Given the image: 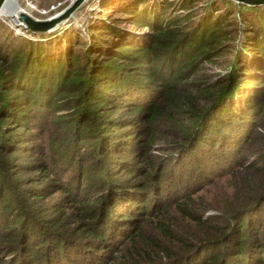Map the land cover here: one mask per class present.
<instances>
[{"label":"trees","instance_id":"16d2710c","mask_svg":"<svg viewBox=\"0 0 264 264\" xmlns=\"http://www.w3.org/2000/svg\"><path fill=\"white\" fill-rule=\"evenodd\" d=\"M195 1L124 13L134 33L92 23L56 54L0 41V264H102L149 217L184 244L131 264H264V148L245 156L264 141V23L211 82L200 66L222 65L223 25L190 23ZM170 207L195 239L169 225Z\"/></svg>","mask_w":264,"mask_h":264},{"label":"rangeland","instance_id":"374dc122","mask_svg":"<svg viewBox=\"0 0 264 264\" xmlns=\"http://www.w3.org/2000/svg\"><path fill=\"white\" fill-rule=\"evenodd\" d=\"M72 0H16L13 4L6 7V14L0 15V41L4 42L7 49L11 47L14 50L21 48L26 45V42H41L45 44V48L48 51H56L55 45L59 39H64L60 42L62 46H66L67 42H70V46L75 48L78 42V37L85 39V31L92 23L110 22L115 24L117 27L126 26L124 29L130 33H134L133 26L122 23V20L126 17L124 13L130 11H137L141 16L146 14L142 11L143 6L148 3L150 8H160L162 2L165 4L171 3L168 7L167 12L172 14V10L177 8L179 0H83L68 16L56 20L50 27H46L45 30L31 29L26 20L20 18V14L26 15L27 20H32L35 24L46 23L51 17L57 16L66 6L70 4ZM18 2V3H17ZM240 4V5H238ZM242 4V5H241ZM254 6V7H252ZM151 8V9H152ZM252 8V9H251ZM22 9V10H21ZM192 17L190 23H197V21L208 20L215 22H222L223 31L220 36V48L219 55L214 61L221 62L222 65H214L213 63H202L200 71L204 72L209 80L212 82L214 79L223 77V74L227 72V62L235 60V52L241 46L242 37L244 35L253 36L252 33L255 29L260 27L259 20H263L264 23V5H250L235 0H196L189 8ZM20 11H23L20 13ZM167 13V14H168ZM119 19V20H118ZM218 20V21H217ZM128 21V20H126ZM56 25V26H54ZM138 30H136V33ZM142 33V29L140 30ZM60 45V46H61ZM73 48V49H74ZM248 49H245V58L249 59ZM9 50V49H8ZM56 54V52H55ZM32 73L27 72V76H37V72L40 68L38 64L31 65ZM252 74V73H251ZM254 85V84H253ZM247 91V90H246ZM245 90H242V94ZM246 96V92H245ZM246 98H240V94L234 96L231 100L232 103L236 104L244 101ZM257 132L264 133L263 127L256 128ZM256 152L248 151L245 156L257 154L261 148H264V141L255 143ZM256 173H252L254 175ZM216 188L219 186L220 181H216ZM221 188L223 184H220ZM215 187H209L211 192H216ZM219 191V189H218ZM206 194V193H205ZM205 194L199 191L196 195H190V198L194 196L205 197ZM212 213L207 211L206 214ZM165 216L170 220L167 222L169 225H173L178 229L179 234L184 236L186 241L195 239L193 235L196 233L193 229V224L187 219L182 218L177 210L170 207L164 212ZM140 223V222H139ZM138 223V225H139ZM138 227V226H135ZM140 231L143 233L142 237L135 240L123 239L118 244L114 245L108 254H105L102 258V264H131L134 262H143L142 259L145 256H152L155 261L168 260V257L174 258L180 253L182 245H178V241L175 237H168L169 242H166L164 238H161L152 227V219L149 217L143 219V222L139 225ZM141 233V234H142ZM132 241V243H130ZM124 243L123 245H121ZM190 244H186L188 249ZM115 248H117L116 251ZM132 248L140 250L144 248V251H140L139 256H136L132 251ZM185 248V247H184ZM171 249V251H170ZM179 257V256H177ZM113 258V260H112ZM91 264L94 261L90 257ZM139 260V261H137Z\"/></svg>","mask_w":264,"mask_h":264},{"label":"water","instance_id":"95a60500","mask_svg":"<svg viewBox=\"0 0 264 264\" xmlns=\"http://www.w3.org/2000/svg\"><path fill=\"white\" fill-rule=\"evenodd\" d=\"M83 0H72L68 6H66L57 16L54 18L51 17L49 20L46 21V23L43 24H35V22H32V20H27L28 17L24 15L23 13L20 14V18L23 20H26L28 22V25L30 26L31 29L35 30H45L46 27H50L56 20H59L61 18H65L68 16L74 9L82 2ZM236 2L244 3V4H254V5H264V0H235ZM2 0H0L1 4ZM39 25L41 26H46V27H38Z\"/></svg>","mask_w":264,"mask_h":264},{"label":"bare ground","instance_id":"6f19581e","mask_svg":"<svg viewBox=\"0 0 264 264\" xmlns=\"http://www.w3.org/2000/svg\"><path fill=\"white\" fill-rule=\"evenodd\" d=\"M16 0H2L1 4H0V15L3 16V14H6L7 10L6 7L8 6V8H11L9 7L10 4H13ZM18 3V2H17ZM22 10V9H21ZM23 12V11H20V13ZM56 26V25H54Z\"/></svg>","mask_w":264,"mask_h":264}]
</instances>
